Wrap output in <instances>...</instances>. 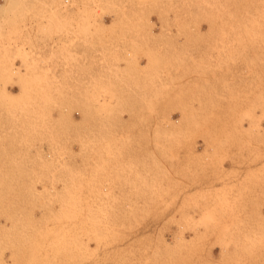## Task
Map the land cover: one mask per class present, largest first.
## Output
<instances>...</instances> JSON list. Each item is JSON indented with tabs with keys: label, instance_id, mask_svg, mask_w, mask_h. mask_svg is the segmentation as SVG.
Returning <instances> with one entry per match:
<instances>
[{
	"label": "rangeland",
	"instance_id": "1",
	"mask_svg": "<svg viewBox=\"0 0 264 264\" xmlns=\"http://www.w3.org/2000/svg\"><path fill=\"white\" fill-rule=\"evenodd\" d=\"M0 264H264V0H0Z\"/></svg>",
	"mask_w": 264,
	"mask_h": 264
},
{
	"label": "crops",
	"instance_id": "2",
	"mask_svg": "<svg viewBox=\"0 0 264 264\" xmlns=\"http://www.w3.org/2000/svg\"><path fill=\"white\" fill-rule=\"evenodd\" d=\"M73 13H75V12H71V14H73ZM114 18H115L114 15L107 16L106 17L107 24L110 25L111 20H113ZM152 18L155 19V17H153V16H152ZM47 53L50 54L49 51ZM63 66H64V64L62 61H57V60L49 61L47 64V67L52 70L49 75L50 76L56 75L57 77H61ZM88 66H89V68H95V66H97V64H89Z\"/></svg>",
	"mask_w": 264,
	"mask_h": 264
},
{
	"label": "bare ground",
	"instance_id": "3",
	"mask_svg": "<svg viewBox=\"0 0 264 264\" xmlns=\"http://www.w3.org/2000/svg\"><path fill=\"white\" fill-rule=\"evenodd\" d=\"M17 74V73H16ZM19 82V81H18Z\"/></svg>",
	"mask_w": 264,
	"mask_h": 264
}]
</instances>
